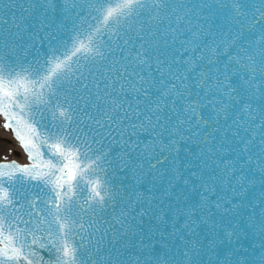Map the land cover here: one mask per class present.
<instances>
[{
	"label": "snow or ice",
	"instance_id": "snow-or-ice-1",
	"mask_svg": "<svg viewBox=\"0 0 264 264\" xmlns=\"http://www.w3.org/2000/svg\"><path fill=\"white\" fill-rule=\"evenodd\" d=\"M0 264H264V0H0Z\"/></svg>",
	"mask_w": 264,
	"mask_h": 264
},
{
	"label": "water",
	"instance_id": "water-1",
	"mask_svg": "<svg viewBox=\"0 0 264 264\" xmlns=\"http://www.w3.org/2000/svg\"><path fill=\"white\" fill-rule=\"evenodd\" d=\"M4 123V119L0 116V125ZM8 131L5 132L2 127H0V158L8 154L11 150V155L8 156V159H17L20 163L26 162V156L24 155L22 149L19 147L18 143L15 141ZM17 150V151H16ZM14 151V152H13ZM19 153V156H16V153Z\"/></svg>",
	"mask_w": 264,
	"mask_h": 264
}]
</instances>
